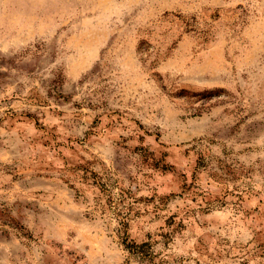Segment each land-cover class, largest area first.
Segmentation results:
<instances>
[{
    "label": "rangeland",
    "instance_id": "1",
    "mask_svg": "<svg viewBox=\"0 0 264 264\" xmlns=\"http://www.w3.org/2000/svg\"><path fill=\"white\" fill-rule=\"evenodd\" d=\"M0 264H264V0H0Z\"/></svg>",
    "mask_w": 264,
    "mask_h": 264
},
{
    "label": "trees",
    "instance_id": "2",
    "mask_svg": "<svg viewBox=\"0 0 264 264\" xmlns=\"http://www.w3.org/2000/svg\"><path fill=\"white\" fill-rule=\"evenodd\" d=\"M134 248H135V250H137V252H139V248H141V247H138L136 244L134 245Z\"/></svg>",
    "mask_w": 264,
    "mask_h": 264
}]
</instances>
